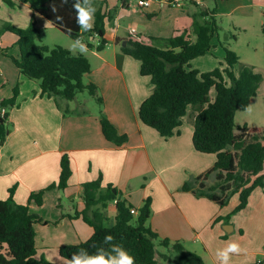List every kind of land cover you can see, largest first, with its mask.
Masks as SVG:
<instances>
[{
    "label": "crops",
    "instance_id": "obj_1",
    "mask_svg": "<svg viewBox=\"0 0 264 264\" xmlns=\"http://www.w3.org/2000/svg\"><path fill=\"white\" fill-rule=\"evenodd\" d=\"M4 1L0 0V10L6 11ZM101 1L93 0L94 6L98 8ZM118 2L106 0L102 7L107 16L104 49H96L97 36H90L91 41L86 35L83 37L85 43L88 40L93 46L84 55L92 67L84 82L98 87L102 107L86 105L88 98L83 103L79 96L73 101L59 99L57 104L54 98L42 95L39 82L22 75L5 55L19 56L17 36L8 32L7 38L0 37V108L3 101L13 98L15 90L18 91L15 106L7 110L8 135L0 143V200L8 199L10 190L15 188V201L29 205L32 214L47 222L36 225V259L45 258L52 264H67V259L60 254L62 246L80 244L92 237L94 229L82 217L74 215L86 207L82 185L99 178L103 189L112 185L120 199L127 200L136 210L151 198L148 226L160 239L181 243L188 251L200 255L206 264H218L216 249L231 241L242 249L232 256L231 264L264 260V188H256L247 207L229 222L226 217L240 203L239 193L224 205L197 196L199 184L193 182L196 177H201L200 182L206 187L215 186L218 179L217 172L204 178L215 166L217 155L194 148L196 113L189 112L179 128L180 133L170 138L145 125L139 118V109L152 94L154 85L149 76L141 75V62L122 51L128 41L155 43L154 39H169L185 32L194 41L195 35L190 32L194 16L204 12L208 14L205 20L209 16L255 17L258 12L251 10L253 5L260 7L258 15H264V0H221L222 8L216 11H210L207 0L200 4L186 2L181 8L170 6L166 0H157L149 8L138 11H132L130 0H122L120 7ZM25 7L24 17L12 20L18 28H26L34 15L28 4ZM199 7L203 10L199 11ZM122 13L129 18L126 28L119 22ZM36 17L40 30L55 28L43 16L36 14ZM216 37L211 53L221 46ZM224 58L225 53L219 57L221 64ZM208 68H212L211 62ZM74 101L77 102L73 105ZM102 113L120 135L128 137L127 143L117 146L105 138L100 123ZM64 154L69 155L72 168L68 187L47 191L42 205L30 202L33 193L59 181ZM190 181L191 189L184 190ZM217 194H221L219 190ZM103 213L105 223L115 221L116 201L109 202ZM168 253L165 248L157 249L160 264H172L173 261L160 259Z\"/></svg>",
    "mask_w": 264,
    "mask_h": 264
},
{
    "label": "trees",
    "instance_id": "obj_2",
    "mask_svg": "<svg viewBox=\"0 0 264 264\" xmlns=\"http://www.w3.org/2000/svg\"><path fill=\"white\" fill-rule=\"evenodd\" d=\"M23 1L30 6L34 15L26 28L3 25L0 29V35L9 32L17 36L19 56L5 55L12 59L22 75L39 82L42 95L54 98L57 104L59 99L73 101L80 93L88 91L102 107L103 99L99 96L98 87L84 82V76L92 69L89 59L84 55H74L61 46L50 48L41 43L36 14L46 18L53 27L73 40L80 35L72 8L74 0H68L64 6L60 5V0ZM105 1L102 0L96 8L93 30L83 34L87 39L94 35L98 37V51L103 50L107 43V16L102 11ZM5 2L14 5L12 0ZM53 3L58 9L55 14L50 7ZM56 16L63 17V20L57 21ZM206 16L208 14L201 12L193 18L190 32L195 35L194 41L185 32L169 39H154L155 43L128 41L122 51L141 62V75L149 76L154 85L152 94L139 109V118L145 125L155 129L162 137L170 138L180 133L183 119L190 108L194 109V148L201 153L217 155L215 166L204 178L209 173L217 172L218 179L215 186L206 187L200 182L202 178L196 177L193 182L194 185L199 184V188L195 194L224 205L234 194L239 193L240 203L226 217L229 222L233 215L247 207L249 197L256 188H264V128L250 129L244 125L242 133L249 130L254 132L250 139L245 140L241 134L236 133L235 122L237 112L247 110L252 98L257 95L263 76L249 66H244L237 75L236 66L240 58L225 47L224 64H221L223 68L210 72L191 68L192 61L210 53L213 38L218 34L215 19L208 21L204 19ZM86 43L88 47H93L88 40ZM213 90L215 95L211 97ZM17 95L18 91L15 90L13 98L1 104L0 143L5 142L8 135L7 110L15 106ZM3 109L5 114H2ZM100 123L108 141L117 146L127 143L128 137L120 135L103 113ZM60 167L59 181L33 193L30 202L42 205L47 191L68 187L72 176L68 154L62 156ZM191 185L190 181L183 189L190 190ZM82 186L86 207L74 217H82L94 229V233L85 242L62 246L60 254L63 258L71 259L72 254L80 249L95 252L96 247L93 245L99 247L104 237L111 234L115 237V243L121 244L135 257L136 264H160L156 243L169 251L160 256L162 261H173L172 264H206L200 255L188 251L181 243L160 239L148 226L152 213L151 198H147L143 206L136 210L127 200L120 199L119 192L112 185L103 189L102 178ZM218 190L221 194H217ZM14 192L15 188L10 190L8 199L0 200V264H52L45 258L36 259V225H46L47 222L32 214L29 205L18 204ZM113 201H116L117 215L114 225L107 227L103 210ZM134 210L138 212L136 218ZM252 264H264V260Z\"/></svg>",
    "mask_w": 264,
    "mask_h": 264
},
{
    "label": "rangeland",
    "instance_id": "obj_3",
    "mask_svg": "<svg viewBox=\"0 0 264 264\" xmlns=\"http://www.w3.org/2000/svg\"><path fill=\"white\" fill-rule=\"evenodd\" d=\"M121 1L122 0H119L118 7H120ZM4 3L6 4L7 10H0V29L3 25H12L17 27L12 20L16 19V17H24L26 10L24 1L15 0L13 2V6L7 4L5 1ZM130 3L132 4V11H138L142 8L138 5V0H130ZM206 6L210 9V11H216L217 9L222 8V2L221 0H207ZM116 10H118V8L114 11ZM201 10H203V8L199 7V11ZM251 10L258 12L259 14L261 13V11H259L260 7L258 6L253 5ZM258 13H256L255 17L240 15L233 19L227 16L214 17L218 26L217 35L218 40L222 43L221 46L215 48L212 53H208V56L199 58V61L194 60L191 62V68L197 70L200 69L199 71L201 72H210L216 68H220L222 65L219 57L225 53V47L228 50L235 52L240 58L239 63L236 66L237 75H239L244 66L254 67L256 72L262 74L263 80L258 87L257 95L252 98L249 108L245 111L239 110L237 112L235 119L237 134L242 133L241 129L244 125H247L250 129L264 128V15H258ZM4 17H7L10 20H5ZM212 18L213 16H209L208 21H211ZM119 22L121 23L122 28H126L129 18H126L122 13L119 15ZM6 34L7 32L2 33L0 37L6 36L7 38ZM216 36L213 38L214 43L217 42ZM85 38H87V36H85ZM72 41V38L57 28L41 30V43L50 48H54L56 46L69 48ZM209 62L212 63V68H208ZM214 95L215 90L211 92V97ZM78 96L79 100L83 101V103H85V100L88 98V103L86 102V105L93 107L98 104L96 99L92 97L88 91H84ZM76 102L77 101H74L73 105L76 104ZM189 112L195 113L192 108L189 109ZM114 223V220H110L105 223V226L109 227L114 225ZM156 248L159 250L164 249V247L159 246L158 243H156Z\"/></svg>",
    "mask_w": 264,
    "mask_h": 264
},
{
    "label": "clouds",
    "instance_id": "obj_4",
    "mask_svg": "<svg viewBox=\"0 0 264 264\" xmlns=\"http://www.w3.org/2000/svg\"><path fill=\"white\" fill-rule=\"evenodd\" d=\"M68 4V0H60V5ZM51 11L55 14L58 9L55 3L51 6ZM72 8L75 12V20L80 35L71 42L69 51L73 54L86 55L90 50L84 42L83 34L91 32L95 24L96 7L93 0H74ZM57 21H62L63 17L56 16ZM91 41V37L88 38ZM115 237L106 235L95 252L87 249H80L72 254L71 259H67V264H136L135 257L132 256L121 244L115 243ZM242 251L240 245L234 241L227 242L222 248H217L215 258L218 264H231L232 256Z\"/></svg>",
    "mask_w": 264,
    "mask_h": 264
},
{
    "label": "built area",
    "instance_id": "obj_5",
    "mask_svg": "<svg viewBox=\"0 0 264 264\" xmlns=\"http://www.w3.org/2000/svg\"><path fill=\"white\" fill-rule=\"evenodd\" d=\"M17 1H23V0H17ZM157 0H138V5L143 7V8H149L152 3ZM202 0H166V2L175 8H181L184 3L186 2H194L197 4H200ZM2 114H5V109L2 110ZM243 136V139L247 140L250 139L253 135L254 132L247 131L245 133H240Z\"/></svg>",
    "mask_w": 264,
    "mask_h": 264
},
{
    "label": "water",
    "instance_id": "obj_6",
    "mask_svg": "<svg viewBox=\"0 0 264 264\" xmlns=\"http://www.w3.org/2000/svg\"><path fill=\"white\" fill-rule=\"evenodd\" d=\"M124 46H126V44L124 43Z\"/></svg>",
    "mask_w": 264,
    "mask_h": 264
}]
</instances>
